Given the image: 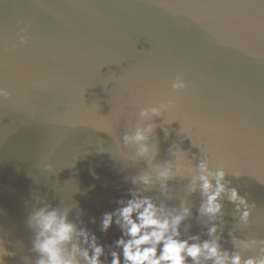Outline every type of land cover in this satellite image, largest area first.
I'll list each match as a JSON object with an SVG mask.
<instances>
[{
	"label": "water",
	"instance_id": "obj_1",
	"mask_svg": "<svg viewBox=\"0 0 264 264\" xmlns=\"http://www.w3.org/2000/svg\"><path fill=\"white\" fill-rule=\"evenodd\" d=\"M177 75L188 82L179 92L171 88ZM0 85L14 94L0 99V237L13 253L6 264L38 258L27 224L35 208L73 203L70 219L97 235L111 264L123 233L115 223L103 231V215L133 192L169 210L187 202L184 237L210 239L202 192L187 190L191 176L167 188L153 177L148 187L134 182L151 170L147 161L126 160L136 147L124 145L123 133L161 100L173 122L167 138L156 129V162L175 163L176 145L193 166L207 156L241 172L226 180L255 205L252 222L242 226L225 197L221 243L234 250L233 231L264 238V0H0Z\"/></svg>",
	"mask_w": 264,
	"mask_h": 264
},
{
	"label": "clouds",
	"instance_id": "obj_2",
	"mask_svg": "<svg viewBox=\"0 0 264 264\" xmlns=\"http://www.w3.org/2000/svg\"><path fill=\"white\" fill-rule=\"evenodd\" d=\"M27 31L26 27L20 29L18 36L21 43L28 42L29 37L24 35ZM187 87L188 82L180 75L171 84L176 92ZM13 95L11 90L0 85V99H10ZM169 108L170 102L161 100L140 109L139 121L123 133L124 145L136 147L135 155L126 157V160L134 163L144 158L147 161L151 170L134 177V182H142L148 187L153 185V177L167 188V182L177 175L191 176L187 190L195 192L199 189L202 192L204 199L199 213L212 221L207 229L210 239H201L199 234L184 237L181 225L192 215L187 202L179 209L169 210L152 197L133 192L132 197L122 200L121 206L114 212L103 215V231L106 232L115 223L123 233L114 242L116 248L122 249V254L112 250L111 264H264V238L242 239L236 237L233 231L229 234L233 236L234 250L225 249L221 243L225 197L235 204L242 226L248 227L252 222L255 205L250 204L236 187H230L231 181L226 180L229 171L237 177L241 172L214 166L207 156L193 166L187 153L176 145L169 149L175 163L172 159L156 162L160 151L156 129L163 128L165 138L170 134L166 127L173 122L166 116ZM159 116L166 119L157 123L155 118ZM45 167L50 170L53 166L47 164ZM75 208H78V204H43L31 212L27 224L34 232L32 251L38 253L34 264H105L101 259L105 255V246L98 242L97 235L70 219V213ZM80 214L77 212V216ZM188 227L190 225L184 231ZM81 242L88 247H82ZM245 252H255V255L246 256L243 254ZM9 255L13 253L4 247L3 238L0 237V264H6L4 257Z\"/></svg>",
	"mask_w": 264,
	"mask_h": 264
}]
</instances>
